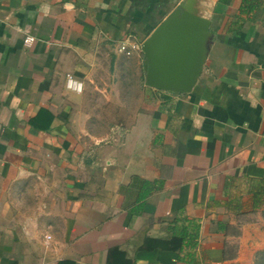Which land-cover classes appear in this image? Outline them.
<instances>
[{"label": "crops", "instance_id": "obj_1", "mask_svg": "<svg viewBox=\"0 0 264 264\" xmlns=\"http://www.w3.org/2000/svg\"><path fill=\"white\" fill-rule=\"evenodd\" d=\"M184 1L0 0V264L263 254L264 0H194L200 75L150 87L141 45Z\"/></svg>", "mask_w": 264, "mask_h": 264}, {"label": "water", "instance_id": "obj_2", "mask_svg": "<svg viewBox=\"0 0 264 264\" xmlns=\"http://www.w3.org/2000/svg\"><path fill=\"white\" fill-rule=\"evenodd\" d=\"M185 0L143 41L144 82L172 92H190L208 49L210 20Z\"/></svg>", "mask_w": 264, "mask_h": 264}, {"label": "rangeland", "instance_id": "obj_3", "mask_svg": "<svg viewBox=\"0 0 264 264\" xmlns=\"http://www.w3.org/2000/svg\"><path fill=\"white\" fill-rule=\"evenodd\" d=\"M136 79H137V77H135V80ZM141 81L143 82V77H141ZM134 84H136V83H134ZM128 100L130 101V98ZM138 101H139L138 92H137L136 85H134V92H133L132 102L135 103V105H136L138 103ZM254 264H264V252H263V254H261V256L259 258H257L255 260Z\"/></svg>", "mask_w": 264, "mask_h": 264}, {"label": "clouds", "instance_id": "obj_4", "mask_svg": "<svg viewBox=\"0 0 264 264\" xmlns=\"http://www.w3.org/2000/svg\"><path fill=\"white\" fill-rule=\"evenodd\" d=\"M74 85H75V89H76L77 92L82 91L83 84L82 83H77V82L72 81V80L69 81L68 88L71 89V88H73Z\"/></svg>", "mask_w": 264, "mask_h": 264}, {"label": "built area", "instance_id": "obj_5", "mask_svg": "<svg viewBox=\"0 0 264 264\" xmlns=\"http://www.w3.org/2000/svg\"><path fill=\"white\" fill-rule=\"evenodd\" d=\"M120 47H121V49H125V48H126L125 45H121ZM125 50H126V49H125Z\"/></svg>", "mask_w": 264, "mask_h": 264}]
</instances>
